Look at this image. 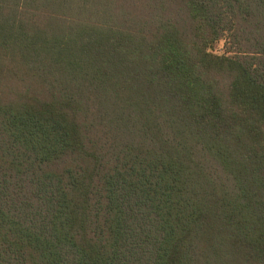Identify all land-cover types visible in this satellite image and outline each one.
I'll list each match as a JSON object with an SVG mask.
<instances>
[{"label":"trees","instance_id":"1","mask_svg":"<svg viewBox=\"0 0 264 264\" xmlns=\"http://www.w3.org/2000/svg\"><path fill=\"white\" fill-rule=\"evenodd\" d=\"M0 264H264V0H0Z\"/></svg>","mask_w":264,"mask_h":264},{"label":"rangeland","instance_id":"2","mask_svg":"<svg viewBox=\"0 0 264 264\" xmlns=\"http://www.w3.org/2000/svg\"><path fill=\"white\" fill-rule=\"evenodd\" d=\"M213 51L217 54H222L225 52V41L222 40L218 44L215 45Z\"/></svg>","mask_w":264,"mask_h":264}]
</instances>
